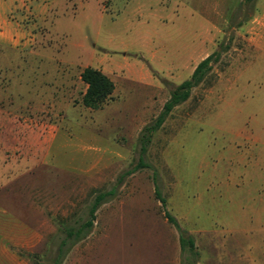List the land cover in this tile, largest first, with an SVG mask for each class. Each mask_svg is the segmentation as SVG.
<instances>
[{"label":"rangeland","instance_id":"1","mask_svg":"<svg viewBox=\"0 0 264 264\" xmlns=\"http://www.w3.org/2000/svg\"><path fill=\"white\" fill-rule=\"evenodd\" d=\"M20 3L26 95L0 99V191H19L8 207L24 224L10 228L9 263L54 264L64 230L113 190L61 264H264V0ZM216 51L144 155L167 210L195 239L189 258L153 171L126 172L144 127ZM86 68L115 85L100 109L84 105Z\"/></svg>","mask_w":264,"mask_h":264},{"label":"trees","instance_id":"2","mask_svg":"<svg viewBox=\"0 0 264 264\" xmlns=\"http://www.w3.org/2000/svg\"><path fill=\"white\" fill-rule=\"evenodd\" d=\"M243 1L246 3H254L256 0ZM220 57L221 52L216 51L202 60L196 66L191 77L182 82L171 92L170 97L164 104L160 114L157 116L153 123L145 126L143 131L141 132V135L139 137L141 157L136 167L126 172V175H131L134 172L144 168H149L153 171L155 197L161 204L164 217L170 224H172V226L175 227V229L179 233V245L181 254H187L189 258L191 256H193L194 258L198 257L195 239L193 236L187 235L188 232H186L180 226V223L176 219V217H174L167 210L166 199L162 196L157 182V173L144 161V155L151 143L153 134L162 127L167 117L177 106L183 104L190 98L192 90L202 84L207 75L211 72L213 64L217 63ZM81 78L88 85L87 92L83 98V102L86 107L95 110L100 109L109 99H111L112 94L115 90V85L113 81L104 73L92 68H86L82 72ZM113 194V190L97 194L89 211V219L79 228L70 227L64 230V238L59 245V255L54 264H61L65 255V249L74 245L77 241L84 239L91 232L97 209L107 200L109 196H112Z\"/></svg>","mask_w":264,"mask_h":264},{"label":"crops","instance_id":"3","mask_svg":"<svg viewBox=\"0 0 264 264\" xmlns=\"http://www.w3.org/2000/svg\"><path fill=\"white\" fill-rule=\"evenodd\" d=\"M25 37V19L21 15L20 0H0V54L6 53L4 55L10 58L8 70L0 68V85L8 84L0 89V99H20L26 95V55L21 45ZM18 194L19 191H0V264H10V228L22 224L18 216H12L8 207L9 197L17 196L19 201Z\"/></svg>","mask_w":264,"mask_h":264}]
</instances>
